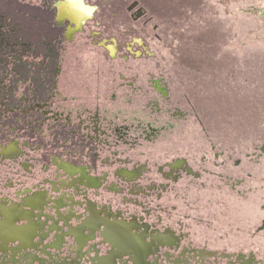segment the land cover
Here are the masks:
<instances>
[{"label": "flooded vegetation", "instance_id": "obj_1", "mask_svg": "<svg viewBox=\"0 0 264 264\" xmlns=\"http://www.w3.org/2000/svg\"><path fill=\"white\" fill-rule=\"evenodd\" d=\"M53 4L48 53L0 43V264H264V136L188 140L147 122L157 95L160 113L192 116L176 114V75L151 73L146 89L128 74L140 55L90 37L94 6ZM16 11L0 10L3 37ZM89 42L113 51L110 70L72 63L69 50Z\"/></svg>", "mask_w": 264, "mask_h": 264}, {"label": "rangeland", "instance_id": "obj_2", "mask_svg": "<svg viewBox=\"0 0 264 264\" xmlns=\"http://www.w3.org/2000/svg\"><path fill=\"white\" fill-rule=\"evenodd\" d=\"M12 1L16 3L17 8L15 4L12 5ZM12 1L0 0V10H18L15 13L18 28L16 34L9 31L4 37L0 32L1 44L10 41L24 43L39 41L37 44L41 49L46 45L42 42L57 40L58 23L52 19L54 0H31L29 6H26L27 0ZM83 2L95 7L85 20L87 30L94 31L91 38L92 36L98 40L103 38L100 43H105L108 47L109 44L115 46L118 50L115 54L117 56H128L129 60L134 55L141 56L140 59L135 58L137 61L128 62L133 69L128 74L139 73L141 75L139 78L141 80L144 78L146 89H151L148 85L151 73L165 76L166 79L174 78L172 74H175L178 83H181L177 86V93H172L175 98L181 100L173 105L180 106V112L176 114L192 116L182 124L177 123L179 120L174 119L175 115L169 112L168 107L164 109L167 113H160L158 108L164 103L158 100L156 94L154 99L146 100L144 112L147 122L154 120L160 123L162 118L168 120L179 132L175 136H183L188 140H203L207 137L210 140H236L240 136V131L243 132L242 135L246 133L244 136L250 137L254 132H257V136H264V31L260 32L264 28V21L241 7L256 6L264 3V0H83ZM14 23L15 21L12 25ZM84 33L81 37L79 35L78 39L85 43L86 35L89 33L87 31ZM123 34L126 35L125 39L129 40L127 44L125 41L119 43L115 38H112L113 43L110 41V37L119 38ZM100 43L89 42L70 49L68 55L79 58L71 60L72 63L80 62L81 69H86L85 73L93 70V62L99 69L110 70L115 64L114 59L109 57L114 55L113 51L108 52L99 45ZM41 50L48 53L46 49ZM42 55L38 56H46ZM212 61H216L214 66H208L207 63L212 65ZM24 62H19L22 64L21 72H27V65ZM221 62L228 66L221 67ZM47 63L49 65L50 61ZM81 69L78 68V72L74 73H82ZM36 72L38 71L33 70V73ZM45 72L47 71L45 70L43 74H46ZM165 82L167 81L162 82L163 86ZM165 88L170 92L166 85ZM227 92L236 95L233 97L236 104L233 103L231 108L243 110V115L227 109L221 110L213 105L218 103V97L221 101L224 100ZM240 94L247 95V101H243L242 105L239 104ZM250 94L251 96H248ZM137 98L138 96L135 97L136 101ZM213 98L215 102L212 100V103L208 104V100ZM211 105L215 107L214 110L208 107ZM252 108L258 110L248 112ZM160 114L162 116H159ZM227 118L231 121H226ZM157 134L158 131L155 132V135Z\"/></svg>", "mask_w": 264, "mask_h": 264}, {"label": "trees", "instance_id": "obj_3", "mask_svg": "<svg viewBox=\"0 0 264 264\" xmlns=\"http://www.w3.org/2000/svg\"><path fill=\"white\" fill-rule=\"evenodd\" d=\"M216 61H218L217 60V58H216ZM216 61H212V65L211 64H209V63H207V65L208 66H214V64H215V62ZM220 64V63H219ZM221 67L222 66H228L227 64H225V65H223V63L221 62ZM226 69H228V67L226 68ZM187 90L189 91V87H187ZM230 94V95H229ZM241 96H237V98H239V104H241L242 105V103H243V101L244 102H246L247 100V95H245L244 94V96L242 95V94H240ZM234 96H236V95H233V92H227V94H226V98L224 99V100H220L219 98L220 97H218V99H217V101H218V103L217 104H215V103H213V105H215V107L216 108H221V110H230L232 113H236V114H238L239 113V115L240 114H244V112H243V110H241V111H237L236 109H232L231 107L233 106V103L234 104H236V101H235V98H233ZM248 96H251V94L250 95H248ZM254 98V97H253ZM212 100H214V98L213 99H211V100H208V104H211L212 103ZM214 102H215V100H214ZM221 102H223V105H221ZM209 108H212L211 110H214L215 109V107H212V105L211 106H208ZM243 108H245V107H243ZM211 110H209V111H211ZM253 110H258L257 108H252V109H250L248 112H251V111H253ZM207 111V110H206ZM208 112V111H207ZM242 114V115H243ZM210 119H212V118H210ZM226 121H228V122H230L231 120L229 119V118H227V120Z\"/></svg>", "mask_w": 264, "mask_h": 264}, {"label": "water", "instance_id": "obj_4", "mask_svg": "<svg viewBox=\"0 0 264 264\" xmlns=\"http://www.w3.org/2000/svg\"><path fill=\"white\" fill-rule=\"evenodd\" d=\"M264 21V3L256 6H241ZM264 28L260 31L263 32ZM259 32V33H260Z\"/></svg>", "mask_w": 264, "mask_h": 264}]
</instances>
